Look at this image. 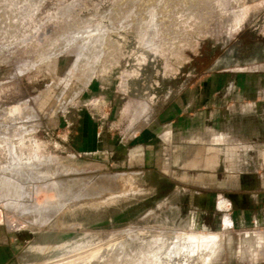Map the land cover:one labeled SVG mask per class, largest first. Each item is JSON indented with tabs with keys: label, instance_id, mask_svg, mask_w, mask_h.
Masks as SVG:
<instances>
[{
	"label": "rangeland",
	"instance_id": "obj_1",
	"mask_svg": "<svg viewBox=\"0 0 264 264\" xmlns=\"http://www.w3.org/2000/svg\"><path fill=\"white\" fill-rule=\"evenodd\" d=\"M0 59V133L13 138L18 158L54 156L64 169L95 176L141 172L122 181L131 191L117 203L80 210L59 229L32 227L19 211L26 197L13 192L23 179L0 143V264L56 261L75 247L116 241L129 225L223 235V249L186 264H264L255 235L264 239V204L240 199L241 190L226 189L224 169L198 167L181 151L175 163L200 170L167 168L173 151L156 137L171 123L175 132L253 126L241 112L264 88V0H0ZM24 100L39 118L22 128L9 106ZM162 135L170 140V130ZM204 174L216 176L215 189L189 183L200 185ZM163 258L153 260L171 264Z\"/></svg>",
	"mask_w": 264,
	"mask_h": 264
},
{
	"label": "bare ground",
	"instance_id": "obj_2",
	"mask_svg": "<svg viewBox=\"0 0 264 264\" xmlns=\"http://www.w3.org/2000/svg\"><path fill=\"white\" fill-rule=\"evenodd\" d=\"M78 54L79 53L76 55ZM80 61L82 60H79V63ZM75 68L79 67L77 66ZM70 74L67 73L65 75ZM68 84L69 83H66V86H68ZM81 90L82 87H79L78 91L76 90L72 97L74 98ZM30 107L26 100L9 106L10 119L13 120L11 122H18L19 124L21 122L22 126H20L23 128L25 127L24 122L26 120L38 119V112L33 109L34 107ZM7 116H9V114ZM3 121V119H0V123ZM6 131L10 130L5 128L4 132ZM7 135L6 133H0V139H4V141L0 143L4 148L6 147L8 150L7 153L9 152L10 161L8 162L12 163L11 166L9 165L12 173L18 174V176L21 177V181L23 179V183L21 182L22 184L19 183V181V184L16 185V189H12L14 193L17 192L16 194L18 196H20L19 194L21 193V195L26 197L27 200L24 199L25 203L23 206L21 205L22 208L19 211L22 218L33 225L32 227L49 225L59 229L67 224L65 221L67 216H73L80 210L101 208L117 203L120 200V195H126L128 191H131L129 190L131 188L126 187L127 185L125 184V186L122 181H129L133 176H137L141 173H98L96 176L94 175V171V173H80L70 168L67 169V167L66 169H64L65 167L62 168L57 163V158L54 156H38L36 150L35 154H37L32 160L28 158V160H23L16 156L18 153L16 145L12 141L13 138H8ZM20 139L22 140L23 138ZM185 152L186 155H190L191 159L198 167L202 166L201 168L210 169L223 158V154L220 150L208 149L207 147L205 148V146L190 147L186 149ZM172 154L174 162H177L179 157L178 150L173 149ZM193 161L191 162L193 163ZM57 170L62 172H58ZM207 178L208 176L206 174L201 177V179L205 180ZM5 181L9 183V181ZM6 182H4V184L7 186ZM38 186L42 187L40 191L36 189ZM134 193L135 192H132L131 194ZM31 194L33 198L29 200L28 197ZM36 194L43 198L39 203H37V200V202L33 201ZM9 199L12 200V197ZM20 202L22 201L20 200ZM13 207H16V205ZM75 223H69V225L72 227ZM136 227L137 226L129 225L126 229L118 231L116 233V241L108 243L106 241V243L99 245L78 246L72 249L73 252L69 254L66 252L63 258L56 261L48 260L40 264H131L133 261L131 257L143 258L139 263L143 262L144 264H157L154 260H162L163 257L170 260L171 264H173L172 261H175L174 264H186L189 259H192L197 254L199 257H202L204 253L210 251V249H213V252L218 249H223V235L215 232H202L172 227L164 229ZM249 237L250 236H247L248 239ZM153 258L155 259L153 260ZM163 260L165 259L163 258Z\"/></svg>",
	"mask_w": 264,
	"mask_h": 264
},
{
	"label": "crops",
	"instance_id": "obj_3",
	"mask_svg": "<svg viewBox=\"0 0 264 264\" xmlns=\"http://www.w3.org/2000/svg\"><path fill=\"white\" fill-rule=\"evenodd\" d=\"M229 85L225 87L226 92L233 90V84L229 83ZM247 99L248 100L243 105L241 113L246 116H250L252 122H254L253 126H250L251 129H244L242 126L239 131L233 130V128H229L228 130L223 132L217 131L216 129L207 128L203 132L194 130L193 132H190V130L175 132L172 129L173 126L171 123V126L168 124L164 127V130L156 132V137H158L162 142L166 143L169 146L166 147L167 149L165 150L167 154L173 151V149L175 148L178 150V153L181 151L185 153L184 156H186L185 151L187 148L198 146H205V148L207 147L208 149L212 148L214 150H220V152L223 154V158L219 162L214 164V169H218L220 166V168L226 171V179L224 180L226 189L241 190V195H239L240 199H246V201H256L258 207L259 202L264 204V88H262V90H260L255 97ZM236 107L237 104L233 101L228 104L227 111L225 113L226 120H233L235 116L234 114L237 111ZM136 121L137 120H135L134 122ZM131 127L132 125L128 127V131H132ZM165 129L170 130L169 141H165L163 139L162 134L166 132ZM137 136V130H134V133L130 134L128 136V139L134 140L135 138H137ZM151 147L152 146L149 145V148ZM249 154L258 155L257 158L259 160L254 165H252V162L249 163L250 161L247 157L243 162V155ZM169 158H167V168L169 169H199L195 167H186L183 160H181L180 164H177L174 161H169ZM171 162H174L176 165ZM214 169L209 171H214ZM249 169L253 170L250 171ZM198 182H200V185L193 184V186L197 187L198 189H204L206 185L211 186L209 189H215L218 180L215 176V178H209V180L207 181L198 180ZM232 186L242 187L233 188ZM203 196H205V194L199 192V197L201 198ZM226 199L230 201L228 198ZM226 199L222 201H226ZM260 213V218L264 220V208ZM257 218L259 219V217ZM262 227L263 228L261 229V231H263L264 235V222L262 223ZM255 235L259 240L257 251L260 252L258 257L260 256V253H262V257H264V239L262 237V232H257V234Z\"/></svg>",
	"mask_w": 264,
	"mask_h": 264
},
{
	"label": "flooded vegetation",
	"instance_id": "obj_4",
	"mask_svg": "<svg viewBox=\"0 0 264 264\" xmlns=\"http://www.w3.org/2000/svg\"><path fill=\"white\" fill-rule=\"evenodd\" d=\"M179 180H182V181H184V182H189V181H185V180H183V179H179ZM190 184H192L193 185V183H191V182H189ZM197 185H199V184H197ZM210 187H204V189H209Z\"/></svg>",
	"mask_w": 264,
	"mask_h": 264
}]
</instances>
